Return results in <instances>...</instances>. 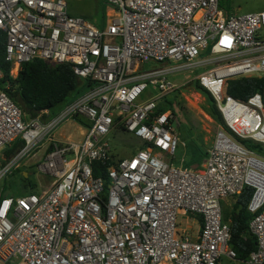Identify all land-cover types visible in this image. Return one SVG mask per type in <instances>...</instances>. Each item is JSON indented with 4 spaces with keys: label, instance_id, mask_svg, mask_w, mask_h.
I'll return each instance as SVG.
<instances>
[{
    "label": "built area",
    "instance_id": "1",
    "mask_svg": "<svg viewBox=\"0 0 264 264\" xmlns=\"http://www.w3.org/2000/svg\"><path fill=\"white\" fill-rule=\"evenodd\" d=\"M103 27L70 15L65 0H0V34L15 77L36 58L70 63L91 87L54 116L23 119L0 91V181L37 149L38 170L51 178L40 194L0 198V264H217L230 247L223 201L245 187L253 194L249 230L256 248L243 260L264 264V158L241 140L264 145V86L245 101L225 93L227 80L264 79V10L238 14L220 0H108ZM219 61L196 77L227 129L216 131L200 167L175 166L180 139L170 110L157 113L177 89L167 75L179 67ZM201 59V60H200ZM149 63H183L140 70ZM16 74H12V69ZM2 74L0 73V77ZM152 87L155 91L141 99ZM46 113V111H45ZM81 119L80 141L55 136ZM122 127V129H121ZM122 130L143 142L129 157L111 153L108 135ZM23 144L11 157L4 149ZM183 161V160H182ZM107 164L108 184L93 175ZM201 220L197 237L178 233V216Z\"/></svg>",
    "mask_w": 264,
    "mask_h": 264
},
{
    "label": "trees",
    "instance_id": "2",
    "mask_svg": "<svg viewBox=\"0 0 264 264\" xmlns=\"http://www.w3.org/2000/svg\"><path fill=\"white\" fill-rule=\"evenodd\" d=\"M108 1H105V5ZM104 5V7H105ZM220 6L225 10L228 7L223 0ZM105 9V8H104ZM106 14L103 11L101 27L105 25ZM11 64L5 59V36L0 34V91H3L18 106L23 114V119L40 116L46 120L54 116L68 102L83 94L91 83L88 79L78 77L70 63H56L48 60L36 58L29 62L22 63L15 77L10 74ZM264 86L262 78H241L227 80L225 93L235 99L245 101L256 92H260ZM194 89L207 97V107L205 112L213 118L221 127H226L220 111L214 103L211 95L199 85L198 81L193 84ZM171 101L164 100L159 104L157 113L167 110L175 113ZM46 111V113H45ZM80 123H87L81 119H76ZM122 129V127H121ZM246 146L257 155L264 158V145L253 143L250 140H241ZM23 141L17 138L4 149L6 158L11 157L21 148ZM192 160L186 167H200L207 152L198 146L191 151ZM93 175L102 177L104 186L108 184L107 164L99 162L93 163ZM17 173V172H15ZM12 172V174H15ZM21 176V175H20ZM22 179L25 180L22 176ZM253 194L251 187H245L236 197L230 198V208L225 212L223 208V221L230 227L231 239L230 247L236 254L237 259L245 260L250 252L256 248V240L249 230V222L253 218L247 206ZM5 195L0 194V198ZM200 225L201 220L199 219Z\"/></svg>",
    "mask_w": 264,
    "mask_h": 264
},
{
    "label": "rangeland",
    "instance_id": "3",
    "mask_svg": "<svg viewBox=\"0 0 264 264\" xmlns=\"http://www.w3.org/2000/svg\"><path fill=\"white\" fill-rule=\"evenodd\" d=\"M108 0H65L67 11L70 15L80 16L84 19L93 22L97 27H101L102 14L105 11L106 18L109 20L114 15V12L109 4L105 5ZM228 7L229 12L245 14L250 12H258L264 10V0H223ZM105 5V7H104ZM105 8V9H104ZM210 58V55L205 52L202 54V63H195L184 67H179L167 75V77L176 84L177 89L163 99L171 101L175 113H173V125L177 131L180 140L183 142L177 147L176 152L171 156H165L175 166H187L192 160L191 151L195 147L207 152L210 148L216 131L223 129L229 136L236 140L235 135L230 132L227 127H221L213 118L206 112L207 97L197 92L193 84L197 81L196 77L199 73L205 71L209 67L217 66L219 61L205 63L204 59ZM183 63H171L170 65H158L155 63L145 64L140 67V70L161 69L170 66H179ZM12 74L15 75V69H12ZM155 90L149 87L141 96V99L149 97ZM162 101V102H163ZM82 130V126L75 125ZM78 134V131L77 133ZM108 143L111 147V153L117 159L129 157L138 149L143 147V142L130 133L122 130L112 131L108 135ZM43 148L36 150L34 159L31 163H26L23 169L29 172L25 180L22 179L21 172L10 174L0 181V194L9 196H20L31 192L39 193L42 189L50 186L51 178L41 173L38 170V164L42 162L45 156ZM44 155V156H43ZM183 160V161H182ZM27 161V159H26ZM21 175V176H20ZM230 198L223 201V208L226 211L230 208ZM192 217V218H191ZM195 215L178 216V233L182 235L184 231L189 233L196 230L197 225Z\"/></svg>",
    "mask_w": 264,
    "mask_h": 264
},
{
    "label": "crops",
    "instance_id": "4",
    "mask_svg": "<svg viewBox=\"0 0 264 264\" xmlns=\"http://www.w3.org/2000/svg\"><path fill=\"white\" fill-rule=\"evenodd\" d=\"M201 60V59H200ZM75 125H79V126H82V130L77 128V126ZM85 127L86 125L80 123L78 120H70V121H67L65 122L64 124H62L56 131L55 133V136L58 140L62 141V142H66V141H80L82 138H83V135H84V132H85ZM78 131V134H76ZM180 139V138H179ZM180 143L183 144V142L180 140ZM44 149V148H43ZM36 152V151H35ZM33 153L30 157L27 158V161L24 160L23 163L16 169L14 170L13 172H21V175H26L28 176L29 172L25 169H23V166L28 162V163H31L32 159H34L35 157V154L36 153ZM170 163L172 164V162L170 161ZM15 173V174H17ZM24 177V178H27V177ZM48 188V187H47ZM47 188L45 189H42L39 193H34V192H31V193H34V194H40L42 193L44 190H46ZM30 194V193H29ZM26 195V194H25ZM5 196H9V195H5ZM12 197H15V196H12ZM225 201V200H224ZM192 218V217H191ZM193 219H195V223L197 225V228L196 230H192L190 231L189 233H187L186 231H184L186 234L190 235V237L192 238H195L197 237V235L199 234V230H200V222H199V218L198 217H193ZM217 264H246L245 261L243 260H233V259H230L226 256H223L219 259V261L217 262Z\"/></svg>",
    "mask_w": 264,
    "mask_h": 264
}]
</instances>
